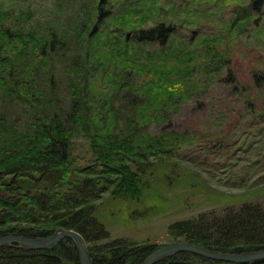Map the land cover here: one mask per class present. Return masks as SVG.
Returning <instances> with one entry per match:
<instances>
[{
	"label": "rangeland",
	"instance_id": "374dc122",
	"mask_svg": "<svg viewBox=\"0 0 264 264\" xmlns=\"http://www.w3.org/2000/svg\"><path fill=\"white\" fill-rule=\"evenodd\" d=\"M99 5L101 23L95 22ZM82 20L81 44L93 40L84 90L89 119L86 128L67 132L70 167L100 174L94 144L119 132L113 144L125 149L140 138L150 148L163 142L162 133L171 136L137 171L141 185L129 181L133 187L115 190L101 177L106 192L95 202L94 217L108 236L86 243L88 252L124 238L152 245L153 253L175 242L168 227L176 222L218 220L244 204L264 210V85H254L264 75V0H0V26L23 38L5 35L14 51H31L28 32L44 38L68 32L66 45L42 63L66 105V74L70 81L74 73L67 62L83 49L75 31ZM161 25L170 29L166 43L134 39ZM38 66L29 68L31 76ZM49 80L43 76V87ZM8 107L1 103L0 111ZM134 129L142 135L127 145Z\"/></svg>",
	"mask_w": 264,
	"mask_h": 264
},
{
	"label": "trees",
	"instance_id": "16d2710c",
	"mask_svg": "<svg viewBox=\"0 0 264 264\" xmlns=\"http://www.w3.org/2000/svg\"><path fill=\"white\" fill-rule=\"evenodd\" d=\"M96 11L95 22L101 23L102 15L105 14L100 13V5ZM84 22L86 20L76 25L77 38L85 31ZM95 31L93 29L97 33ZM14 33L17 39L22 38L20 32H12L0 26V104H9L6 111H0V237H47L63 229L79 232L87 244L102 242L108 235L94 217L95 202L106 192V188L100 185L101 180L106 179L105 185L113 182L115 190L133 187L129 181L141 185L137 171H140L142 163L149 156L157 154V149L162 150L161 144L166 141L165 138L169 141L171 136L162 131L164 140L161 144L143 147L141 138H136L142 133L134 129L128 136H124L125 140L127 145L128 141L130 143L134 139L139 142L134 149H125L118 146L122 143L113 144V137L121 134L116 133L112 138L107 137L109 141L106 144H94L100 174L95 169L93 172L96 174H80L69 165L71 144L70 133L68 135L67 132L83 124L86 128L88 124L84 97L87 88L85 72L87 51L93 40H88V37L81 44V35L79 45H83V49L80 47L76 52L78 57L67 62L68 69H74V73L70 81L66 74L65 87L67 91L70 90V96L68 105H64L56 82L51 79L52 75L42 70V63L48 54L66 45L68 32H60V38L54 32L50 33L49 38L28 32L27 43L31 45L29 53L14 51L15 48L8 46L6 37L14 38ZM169 35L170 29L161 25L137 33L134 39L144 43L160 41V44H164ZM23 46L27 49V44ZM36 66L37 74L31 76L30 71ZM30 67L33 68L30 70ZM28 73L30 78L26 77ZM44 75L50 78L48 87H43ZM254 85H264V75L256 76ZM10 108L11 111L8 110ZM173 136L181 139L178 134ZM113 159L118 161H110ZM119 172H122L123 177L117 180L114 175ZM227 211L230 212L218 220L200 216L197 220L176 222L168 227V233L176 241L200 245L221 253H241L264 247V210L259 204H244L234 212ZM7 225L9 228H2ZM153 250L152 245L138 246L120 238L102 247L89 249V254L92 264H142ZM0 264H80V261L74 242L64 238L52 249L25 250L15 245L0 246ZM154 264L230 263L180 252ZM251 264H264V259Z\"/></svg>",
	"mask_w": 264,
	"mask_h": 264
},
{
	"label": "water",
	"instance_id": "95a60500",
	"mask_svg": "<svg viewBox=\"0 0 264 264\" xmlns=\"http://www.w3.org/2000/svg\"><path fill=\"white\" fill-rule=\"evenodd\" d=\"M71 239L77 248L81 264H92L89 252L86 247V242L84 239L76 232L71 230H59L54 234L47 237H35L28 238L22 236H4L0 237V246L16 244L27 250H43L52 249L57 245L62 239ZM180 252H188L198 256L212 258L217 261L225 262H243L261 258L264 253H242V254H232V253H221V252H209L202 247L177 242L171 245H167L153 252L142 264H154L158 260L163 258L171 257Z\"/></svg>",
	"mask_w": 264,
	"mask_h": 264
},
{
	"label": "bare ground",
	"instance_id": "6f19581e",
	"mask_svg": "<svg viewBox=\"0 0 264 264\" xmlns=\"http://www.w3.org/2000/svg\"><path fill=\"white\" fill-rule=\"evenodd\" d=\"M72 231H74V230H72ZM187 244H190V243H187ZM191 245H195V246L202 247V248H204L205 250H207L209 252H215L214 250H212L210 248H206V247H203V246H200V245H196V244H191ZM258 252L264 253V247L259 248V249H254L252 251L248 250V251H244V252H241V253H232V254H242V253H252L253 254V253H258ZM201 257H203V256H201ZM204 258H206V257H204ZM207 259L214 260V259L208 258V257H207ZM263 259H264V256H262L261 258H257V259L249 260V261H243V262H226V263H230V264H251V263H254V262H257V261H261ZM215 261H217V260H215ZM223 262H225V261H223Z\"/></svg>",
	"mask_w": 264,
	"mask_h": 264
}]
</instances>
